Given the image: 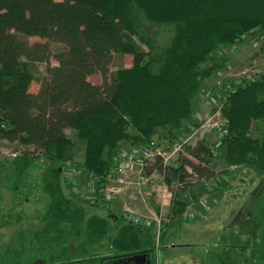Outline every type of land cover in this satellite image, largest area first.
<instances>
[{"label": "trees", "instance_id": "obj_1", "mask_svg": "<svg viewBox=\"0 0 264 264\" xmlns=\"http://www.w3.org/2000/svg\"><path fill=\"white\" fill-rule=\"evenodd\" d=\"M155 26L173 29L164 45L149 31ZM256 33L264 35V0H0V140L26 146L0 170H11L14 190L43 156L48 197L41 227L20 229L16 240L3 244L0 264L43 262V254L55 264H133L142 255L154 264L153 227L127 221L98 190L122 146L155 140L169 148L201 114L195 110L205 83L228 67L230 57L219 51ZM31 36L46 41L30 43L25 37ZM54 44L63 49L55 52ZM115 54L132 55V65L112 71ZM36 63L46 64L43 74L34 73ZM97 74L101 82L93 83ZM259 74L224 91L227 133L216 151L204 135L171 165L157 155L144 167L146 176L159 172L171 193L162 232L186 213L189 188L208 182L226 191V176L240 166L260 178L254 203L235 212L238 231L226 234L210 264H264V72ZM67 160L97 180L95 198L84 203L73 196L78 185L61 173ZM92 207L109 214L91 213Z\"/></svg>", "mask_w": 264, "mask_h": 264}, {"label": "rangeland", "instance_id": "obj_2", "mask_svg": "<svg viewBox=\"0 0 264 264\" xmlns=\"http://www.w3.org/2000/svg\"><path fill=\"white\" fill-rule=\"evenodd\" d=\"M135 14L137 15V13ZM143 23H145V20H143ZM149 31L155 34L157 42L164 45L167 39L170 38L173 29L169 26H157L156 29L149 27ZM25 38L30 43L46 41V39L36 36ZM62 49L63 45L61 44L53 45L55 52ZM219 53L229 56L230 63L220 75L216 76V79L205 83V88L210 89L207 90L210 93L208 96L203 94L199 97L198 101L200 102L195 110H198L202 115H212L213 108H218L220 104L218 99L222 89H217V82L221 81L228 85L234 79H238V77L240 79L257 77L260 75L257 73L264 72V35L258 33L255 35L246 34L240 44L235 45L230 50L219 51ZM50 63L52 65L57 64L54 58L50 60ZM131 65L132 55L115 54L111 70L116 71ZM35 67L37 69L34 70V73L43 74L46 64L36 63ZM90 80L93 83H100L101 76L99 74L93 75ZM38 86V84L34 83L31 90L37 91ZM209 97L214 99L211 103H208ZM67 133L70 134L71 130L68 129ZM205 135L210 138V144H216L215 132H206ZM160 144L165 145L164 142ZM25 148L26 146L18 142L0 140V168L10 162L14 153L21 154ZM43 163H45V158L40 156L37 166L28 173V179L21 185H15L14 190L12 184L15 179L12 178L11 170L7 168L0 170V250L3 244H9L10 240H16L17 232L20 229L28 233L30 230L34 231L41 227L40 220L48 202V197L42 190L41 173L45 166ZM214 163L217 171L223 169L222 159L218 158ZM240 167L241 170H235V168L232 175L226 176L225 179L228 183L226 191L225 189L217 190L215 187V192L213 193L212 191L208 196L210 198L201 197L199 200L192 197L193 188L187 191V200L203 213L196 215L188 210L184 215L188 217L187 219L184 217L177 218L163 230L158 249L160 264H210L212 256L220 251L221 244L226 243V234L229 235L233 229L235 232L238 231V224L236 223L238 221L241 223V220H238L237 217L234 219L235 212L242 207L245 210L254 203L256 197L254 192L259 191L258 186L260 187L262 184L254 171H249V168L244 166ZM151 177L142 182L139 167H135L129 179L116 184L117 192L114 194L115 207L120 213L130 208L139 214L153 217L156 215V206H158L160 209L158 213L162 215L164 224L168 222L167 214L170 208V204H168L166 199L168 197V199H171V193L165 190L164 182L159 172H155ZM10 178H12L11 181L9 180ZM93 180V177L86 172L80 175L79 179H76L74 183L78 185V190L77 188L73 190V196L76 195L74 197L84 203L88 202L91 196L94 198ZM211 187L214 188V185L211 184ZM125 192H128L127 197L122 196ZM90 210L91 213L100 215L109 214L105 208L92 207ZM17 216L21 217L20 220L9 221V219ZM242 221L244 222L245 220ZM13 244L17 245V241ZM33 255V257H38L37 254ZM41 258H44L43 262H36L35 258L33 259L35 261H32L33 264H55L52 263L50 256L47 254H43ZM96 263L94 260L84 264ZM74 264L82 263L75 262Z\"/></svg>", "mask_w": 264, "mask_h": 264}, {"label": "built area", "instance_id": "obj_3", "mask_svg": "<svg viewBox=\"0 0 264 264\" xmlns=\"http://www.w3.org/2000/svg\"><path fill=\"white\" fill-rule=\"evenodd\" d=\"M222 71H219L217 75H220ZM216 76H214L212 80L216 79ZM252 78L254 77L251 78L244 77L243 79H240L238 77V79H234L228 85L221 81L217 82V86H216L217 89H222L221 95L219 96L220 98L218 99L220 103L218 105V108L213 112L212 115L195 114L194 120L186 124L184 132H182L179 135L178 139H176L175 142L169 146V148H165L164 145H161L155 140L151 141L150 143L140 145L137 148L122 146L113 158V165L110 169L107 183L105 184V186L101 187L98 190L101 200L104 201L109 208H114L115 207L114 194H116L117 192L116 184L123 182V178L127 175L130 169L135 170V167H139L140 179L142 180V182H145L153 175L152 174L151 176H146L144 174V167L147 164L146 161H151L157 155H159L163 159L164 165L166 166L171 165L173 161L184 150L185 146L189 144H194L198 139L203 138L206 132L216 133L217 142L215 145H211L212 149L216 151L217 148L221 146L220 139L222 138V136H224L227 133V129L225 127L226 120L223 118L221 114V105H222V98L224 91L229 90L233 85L242 83L243 80L252 79ZM207 90L210 89L205 88L204 92L201 93V95L206 94L208 96L210 91ZM212 97H209L208 103H211L214 100ZM15 155L16 154L14 153L13 156ZM84 172L85 171L82 168H80L70 160H67L64 163H62V169H61L62 177L70 185L74 184L76 179H78L79 176L82 175ZM161 178L163 180L162 175ZM93 179L94 180L92 186L96 190L97 180L94 177ZM190 181L194 182V178L192 177ZM95 193L94 196L96 197ZM155 213L156 215L150 217L147 215L134 212L130 208L126 209L123 212L124 217L130 223L144 227H153L156 233V243L154 248L155 249L154 264H160L158 258L159 255L158 249L160 246L163 217L158 212Z\"/></svg>", "mask_w": 264, "mask_h": 264}, {"label": "crops", "instance_id": "obj_4", "mask_svg": "<svg viewBox=\"0 0 264 264\" xmlns=\"http://www.w3.org/2000/svg\"><path fill=\"white\" fill-rule=\"evenodd\" d=\"M132 173H133V170L132 169H130L129 171H128V173H127V175L123 178V182L124 181H126L127 179H129V177H130V175H132ZM153 176V175H152ZM127 177V178H126ZM152 178V177H151ZM165 186V185H164ZM191 188H193V190H194V192L192 193V196H193V194L194 195H196L194 198H197V200H199L201 197H206L207 199L208 198H210V197H208L209 195H210V193H212V191H213V193L215 192V187L214 188H212L211 187V184L210 183H208V182H204V183H202V184H198V185H196V186H193V187H191ZM191 188H189V189H191ZM77 190H78V188H77ZM165 190L167 191V189H166V187H165ZM122 196H128V192H125V194H123ZM124 198V197H123ZM169 198V197H168ZM166 199V201L168 202V204H170V200L171 199ZM171 198V197H170ZM191 211L192 213H194V214H196V215H201L203 212L200 210V209H198V208H196V207H194V206H192L191 204H190V202H189V206H188V208H187V211ZM186 211V212H187ZM185 215V214H184ZM183 215V217L185 218V219H187L188 217L187 216H184ZM113 233H115V230H113Z\"/></svg>", "mask_w": 264, "mask_h": 264}, {"label": "water", "instance_id": "obj_5", "mask_svg": "<svg viewBox=\"0 0 264 264\" xmlns=\"http://www.w3.org/2000/svg\"><path fill=\"white\" fill-rule=\"evenodd\" d=\"M135 261L137 262V264H151L150 261H147L146 262V258H145L144 255H142V257L137 256L136 259H135Z\"/></svg>", "mask_w": 264, "mask_h": 264}, {"label": "flooded vegetation", "instance_id": "obj_6", "mask_svg": "<svg viewBox=\"0 0 264 264\" xmlns=\"http://www.w3.org/2000/svg\"><path fill=\"white\" fill-rule=\"evenodd\" d=\"M110 264V263H109ZM115 264V263H114ZM116 264H129V262L127 260H122ZM133 264H137V262L135 261V263L133 262Z\"/></svg>", "mask_w": 264, "mask_h": 264}]
</instances>
